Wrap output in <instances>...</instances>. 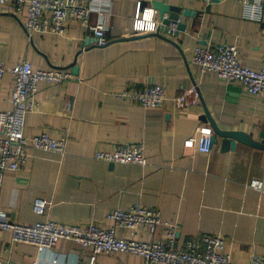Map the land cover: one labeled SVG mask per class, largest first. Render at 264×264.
<instances>
[{"label": "crops", "instance_id": "1", "mask_svg": "<svg viewBox=\"0 0 264 264\" xmlns=\"http://www.w3.org/2000/svg\"><path fill=\"white\" fill-rule=\"evenodd\" d=\"M150 0H111L107 16L108 42L81 48L92 31L78 21H68L62 34L33 31L29 35L23 14L7 11L0 0V61L6 65L28 60L36 69L59 68L72 77L62 83L38 85L35 107L26 114V137L45 131L53 137L67 135L63 155L30 150L31 157L16 171H5L0 184V208L10 221L32 224L52 219L65 224L97 221L111 225L105 216L113 208L131 205L156 207L162 221L176 223V246L200 234H219L226 251L239 263L252 255L264 256V148L236 141L222 151L221 138L208 153L185 147V139L204 131L213 133L202 118L207 109L220 129L240 131L260 142L264 134V94L248 93L238 82L225 81L192 62L197 45L232 44L241 65L260 69L264 62V0L262 18H243L237 0H163L197 17L180 16L184 31L177 35L135 34L132 17L136 5ZM208 6L207 9H205ZM155 17V15H154ZM157 18V16H156ZM95 21V14L90 17ZM76 58L77 74L68 67ZM148 83L164 88L165 100L145 108L119 93ZM13 77H0V111L11 109ZM196 85L199 103L177 108L172 98L182 88ZM144 145L147 164H110L94 158L96 150L119 144ZM262 180V190L249 186ZM49 201L44 215L33 212L34 199ZM164 227L152 235L145 226L134 237L162 240ZM123 236L129 232H121ZM66 254L58 264H89V250L60 240L52 249ZM0 259L14 264H52L40 259L35 246L12 242L0 230ZM94 264H143L132 253L99 254Z\"/></svg>", "mask_w": 264, "mask_h": 264}, {"label": "built area", "instance_id": "2", "mask_svg": "<svg viewBox=\"0 0 264 264\" xmlns=\"http://www.w3.org/2000/svg\"><path fill=\"white\" fill-rule=\"evenodd\" d=\"M7 11L14 15L23 14V27L28 35L33 32L62 34L68 21H78L88 27L95 38V44H107V16L111 13V0H1ZM209 3L211 0H201ZM243 8V18L260 21L262 4L258 0H237ZM95 21L91 23V14ZM155 15V17H154ZM152 8L136 5L132 17L131 30L135 34L173 33L176 23L162 27ZM192 62L202 71H212L225 81L238 82L248 93L264 94V62L260 69H252L240 64L238 49L232 44H217L212 47L197 45L193 49ZM9 73L13 77L10 93L11 109L0 111V184L5 171H16L31 157L30 150L51 151L63 155L66 150L67 135L53 137L45 131L26 137L24 135L25 117L36 103L34 96L38 85L44 83H62L72 77L69 71L59 68L36 69L28 60H21L12 65L0 61V77ZM121 98L138 103L145 108H157L165 100L164 88L160 84L148 83L141 87L132 86L118 94ZM200 94L196 85L182 88L180 94L173 97L172 103L177 108H185L199 103ZM185 147L196 148L208 153L211 149V133L202 132L189 137L183 142ZM94 158L107 163L147 164L144 145L119 144L112 150H96ZM249 186L262 190L263 181L253 179ZM49 201L36 198L32 210L44 215ZM106 220L111 225L90 221L83 224H65L52 219L21 224L10 221L6 212L0 208V230L11 235L12 242L30 244L36 247L38 256L43 259L48 255L52 264L67 260L66 254H58L52 249L60 240L73 241L89 250V264H94L97 255L115 252L132 253L142 257L143 264H264V256L254 254L247 263L232 259L226 251V241L219 234H200L187 239L183 244L174 246L177 225L162 221L161 211L156 207L131 205L126 208L116 207L106 213ZM164 227L162 240H138L135 231L145 226L152 235L157 226ZM128 231L123 236L121 232ZM0 264H14L10 260H1ZM73 264H78L77 257Z\"/></svg>", "mask_w": 264, "mask_h": 264}, {"label": "water", "instance_id": "3", "mask_svg": "<svg viewBox=\"0 0 264 264\" xmlns=\"http://www.w3.org/2000/svg\"><path fill=\"white\" fill-rule=\"evenodd\" d=\"M149 6L155 10L158 20L162 24V27H168L172 23H176V27L173 33H170L169 36L171 35H177L179 31H184L185 30V23L179 21V17L185 16H198V12L190 9H182L179 6L175 5H170L168 3H165L163 0H150L149 2L144 1L143 5ZM208 6L205 8L207 9ZM155 35L162 36L158 33H154ZM165 37V36H162ZM94 43L95 38L94 37H86L82 42H81V48L85 47L88 42ZM71 68V71L73 74H77V69L78 66L76 65V58L74 61L68 66ZM202 118L208 121L211 125V128L213 130V133L211 134V145L217 142V138H221V144L220 148L222 151L228 150V149H233L235 147L236 141H240L243 143H246L248 145H252L254 147H260L264 148V134H262V140L260 142L254 141L251 139V137L243 132L240 131H232V130H224L220 129L219 126L214 122L212 117L210 116L209 112L207 111L206 108H204V113L202 115ZM112 165V163H110ZM178 237V233H176V238ZM176 246V242L174 244Z\"/></svg>", "mask_w": 264, "mask_h": 264}]
</instances>
